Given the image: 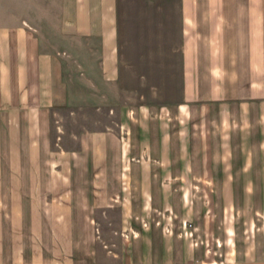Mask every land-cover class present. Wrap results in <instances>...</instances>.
<instances>
[{
	"label": "crops",
	"instance_id": "0c3cea01",
	"mask_svg": "<svg viewBox=\"0 0 264 264\" xmlns=\"http://www.w3.org/2000/svg\"><path fill=\"white\" fill-rule=\"evenodd\" d=\"M149 34L176 35L170 117L127 101L118 130L86 129L66 149L58 125L51 147L50 115L99 110L104 85L120 93L123 35ZM135 157L169 165L133 175L150 180L141 207L119 183ZM185 178L247 195L254 229L234 263L264 264V0H0V264H219L175 228L134 217L149 205L180 211L165 200ZM111 210L125 228L109 242Z\"/></svg>",
	"mask_w": 264,
	"mask_h": 264
},
{
	"label": "rangeland",
	"instance_id": "374dc122",
	"mask_svg": "<svg viewBox=\"0 0 264 264\" xmlns=\"http://www.w3.org/2000/svg\"><path fill=\"white\" fill-rule=\"evenodd\" d=\"M129 40L131 44H127ZM175 43L176 35L173 34L123 35L124 82L122 85L124 89L120 92L121 94L115 88L104 85L102 90L104 97L101 99L102 105L99 110L94 107L95 102H91L84 108L66 107L59 110L58 114L50 115L51 147L57 148L54 143L57 142L58 125L66 130V139L63 143L66 149L78 148V140L74 138V135L81 134L86 129L100 130L109 127L118 130L121 122L126 120L120 109L127 101L149 104L152 109H160V112L164 110L163 113H166L169 118L170 113L162 108L176 104L180 92L176 81L178 59L173 49ZM129 57L133 58L134 64L131 66L126 64L130 61ZM115 105L114 112L111 108ZM72 110H75V113H71ZM151 116L158 117V114L153 112ZM47 153L45 156L48 155ZM150 165L152 170L158 166L169 168L168 163L142 162L136 157L126 159L122 163L119 183L127 187L123 190V196L129 203L134 201L136 207H141V202L144 201L139 193L140 188L143 185H150V180L138 179L133 175H141L143 168L146 171L151 170ZM47 166L43 165L44 172L49 169ZM42 180L46 185L49 177ZM219 180L215 179L214 182L211 179L212 183L207 184L208 179H180L178 181L182 187L175 190L174 199L169 195L165 200L170 202L168 205L172 204L173 208L176 200L180 211L172 209L171 205L167 209H155L149 205L148 210L137 209L134 217L141 223L160 222L165 227L175 228L184 237L193 240L195 244L208 248L217 263L235 264L240 240L245 241L246 237L248 239L253 234V231L250 232L249 229H254V226H250V222L254 220V213L249 200L246 199L247 195L217 192ZM59 198L60 195L55 193L39 195L40 202ZM120 214V210H111L107 214L113 224L107 220L108 224L102 227V235L109 242L118 240L125 228L121 225ZM230 230L233 234H230Z\"/></svg>",
	"mask_w": 264,
	"mask_h": 264
}]
</instances>
